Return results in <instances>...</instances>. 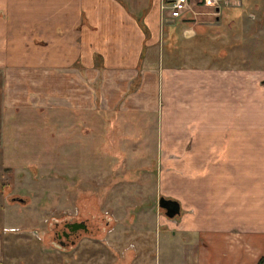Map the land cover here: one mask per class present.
Returning <instances> with one entry per match:
<instances>
[{"label":"crops","instance_id":"crops-1","mask_svg":"<svg viewBox=\"0 0 264 264\" xmlns=\"http://www.w3.org/2000/svg\"><path fill=\"white\" fill-rule=\"evenodd\" d=\"M167 1L0 0L1 105L85 112L97 102L102 132L113 128L109 120L123 112H156L161 124L147 126L144 142L121 139L120 146L155 147L168 184L164 193L174 194L173 180L184 196L180 227L197 225L205 192L201 183L208 173L218 184L212 194L225 195L228 209L241 212L231 222L239 231L207 234L198 244H188L200 264H264V139L258 144L244 140L249 153L243 156L240 192L231 164L236 138L240 142L243 136L235 138V127L219 121L237 109L247 111L252 103L264 107V73L172 66L168 59L180 39L176 26L182 23L179 27L191 33L201 28L182 21L192 17L188 12L172 18L163 7ZM207 113L214 120L218 115L217 122L202 123ZM168 114L174 118L163 123ZM122 127L134 130L131 122ZM103 146L109 145L102 137ZM256 146L262 153L251 151ZM107 155L114 165L102 166V172L110 176L119 171L115 164L122 153ZM237 196L242 201L236 204Z\"/></svg>","mask_w":264,"mask_h":264},{"label":"rangeland","instance_id":"rangeland-1","mask_svg":"<svg viewBox=\"0 0 264 264\" xmlns=\"http://www.w3.org/2000/svg\"><path fill=\"white\" fill-rule=\"evenodd\" d=\"M186 12L192 17L182 21L201 29L191 33L186 31L189 27H179L182 23L176 26L180 39L169 55L172 66L264 73V0H192ZM96 105L90 111L66 112L38 107L4 109L0 102L1 264H200L188 244H198L200 236L207 234L239 231L231 222L241 212L228 209L225 195L212 194L218 184L210 173L201 183L205 192L202 208L195 215L197 225L181 228L183 202L181 214L173 218L158 203L160 196L177 200L184 196L173 180L174 194L164 193L168 184L162 163L154 156L155 147L120 146L121 139L143 141L150 134L147 126L161 124V117L158 122L156 112H123L109 120L113 128L102 132V106ZM235 112L224 114L219 121L235 127V138L243 136L241 144L236 138L239 145L233 147L236 160L231 164L235 186L241 192L243 156L249 153L244 140L258 144L264 139V107L252 103L247 111ZM207 114L202 115V123L217 122L218 115L214 120ZM173 118L168 114L163 123ZM128 122L133 131L123 129ZM102 137L109 146L102 147ZM251 151L260 154L263 148L251 147ZM114 152L122 153L115 164L119 171L107 176L102 166L114 165V158L107 155ZM256 158L252 155V165ZM234 201L237 204L242 198L237 196ZM92 214L104 227L84 234L69 249L49 237L56 220Z\"/></svg>","mask_w":264,"mask_h":264},{"label":"flooded vegetation","instance_id":"flooded-vegetation-1","mask_svg":"<svg viewBox=\"0 0 264 264\" xmlns=\"http://www.w3.org/2000/svg\"><path fill=\"white\" fill-rule=\"evenodd\" d=\"M171 207V205H170ZM166 213L167 209L163 208ZM103 221L97 220V216L71 217L64 220H56L49 228V237L57 243L62 249H69L81 240L84 234L92 235L104 226ZM108 221H105L107 224Z\"/></svg>","mask_w":264,"mask_h":264},{"label":"built area","instance_id":"built-area-1","mask_svg":"<svg viewBox=\"0 0 264 264\" xmlns=\"http://www.w3.org/2000/svg\"><path fill=\"white\" fill-rule=\"evenodd\" d=\"M192 6L191 0H169L163 4L172 18H180Z\"/></svg>","mask_w":264,"mask_h":264},{"label":"water","instance_id":"water-1","mask_svg":"<svg viewBox=\"0 0 264 264\" xmlns=\"http://www.w3.org/2000/svg\"><path fill=\"white\" fill-rule=\"evenodd\" d=\"M20 200L23 201L24 199L20 198ZM158 203L161 208L167 209L166 214L171 218L181 214V204L177 199L160 196V198L158 199Z\"/></svg>","mask_w":264,"mask_h":264}]
</instances>
